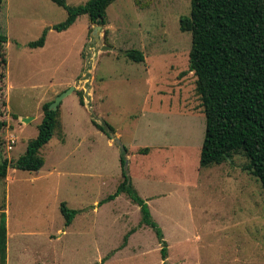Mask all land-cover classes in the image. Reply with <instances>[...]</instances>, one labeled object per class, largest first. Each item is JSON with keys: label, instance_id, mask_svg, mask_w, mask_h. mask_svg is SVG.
I'll list each match as a JSON object with an SVG mask.
<instances>
[{"label": "rangeland", "instance_id": "1", "mask_svg": "<svg viewBox=\"0 0 264 264\" xmlns=\"http://www.w3.org/2000/svg\"><path fill=\"white\" fill-rule=\"evenodd\" d=\"M190 13L191 0H117L100 29L83 15L57 32L67 11L52 0L4 1L0 164L24 155L45 106L74 90L40 151L44 167L11 166L0 179V229L4 214L8 233L0 264H163L137 204L121 194L100 205L123 181V146L126 173L167 241V264H264V188L249 159L241 151L200 165L206 118L189 71L192 34L180 29ZM44 31V47H29ZM131 49L145 61L129 59ZM94 122L112 125L113 138ZM64 202L78 211L69 227Z\"/></svg>", "mask_w": 264, "mask_h": 264}, {"label": "trees", "instance_id": "2", "mask_svg": "<svg viewBox=\"0 0 264 264\" xmlns=\"http://www.w3.org/2000/svg\"><path fill=\"white\" fill-rule=\"evenodd\" d=\"M4 1L0 0V8ZM52 1L67 11V18L53 26L55 31L63 32L83 15H87L91 23L105 26L107 9L117 0H88L77 6L68 5L66 0ZM180 29L192 34L189 71L197 77V92L201 96L206 118L200 153L201 167L230 161L234 154L242 151L250 161L248 169L264 188V0H191V13L180 18ZM46 34L44 31L37 41L28 44L29 47H44ZM7 42V35L0 32V67L7 63L4 52ZM125 55L138 63L145 61L144 53L138 49L127 50ZM3 78L0 73V83ZM50 105L45 106L38 135L28 143L24 155L13 165L7 159L1 162L0 179L7 177L11 166L32 172H39L44 167L45 160L40 151L52 139L58 125V114L49 109ZM94 125L108 138H113L112 125L107 122H94ZM5 126L6 122L0 119V134ZM123 150L120 158L123 181L115 193L100 205L126 194L140 207L141 224L151 227L155 232L162 246L163 264H167L168 244L164 233L126 173L125 154L128 150L125 146ZM61 213L68 227L78 211L69 208L64 202L61 204ZM6 224L3 214L0 229L3 263H6L7 257ZM131 233L134 231L125 236V243Z\"/></svg>", "mask_w": 264, "mask_h": 264}, {"label": "water", "instance_id": "3", "mask_svg": "<svg viewBox=\"0 0 264 264\" xmlns=\"http://www.w3.org/2000/svg\"><path fill=\"white\" fill-rule=\"evenodd\" d=\"M98 28L100 29L101 26L98 25ZM94 34H96V31H94ZM73 90H74V88L72 87L69 91L64 92L63 94L59 95V96L56 98V100L50 105L49 109H50L51 111H57L58 106L61 104L62 100H63V99L69 94V93H71ZM25 121H26V122H29L30 119L27 118Z\"/></svg>", "mask_w": 264, "mask_h": 264}, {"label": "crops", "instance_id": "4", "mask_svg": "<svg viewBox=\"0 0 264 264\" xmlns=\"http://www.w3.org/2000/svg\"><path fill=\"white\" fill-rule=\"evenodd\" d=\"M115 200H116V199H115ZM113 201H114V200H113ZM110 202H111V201H110ZM74 220H76V217H75ZM74 220H73L72 224L74 223ZM72 224H71V225H72ZM71 225H70V226H71ZM68 227H69V226H68ZM135 232H136V231H135ZM132 234H133V233H132ZM7 235H8V233H7ZM129 238H130V237H129ZM244 263H245V262H242L241 264H244Z\"/></svg>", "mask_w": 264, "mask_h": 264}, {"label": "built area", "instance_id": "5", "mask_svg": "<svg viewBox=\"0 0 264 264\" xmlns=\"http://www.w3.org/2000/svg\"><path fill=\"white\" fill-rule=\"evenodd\" d=\"M11 143H12V142H11ZM8 149H9V150H11V149H12V146H11V145H9V146H8Z\"/></svg>", "mask_w": 264, "mask_h": 264}]
</instances>
